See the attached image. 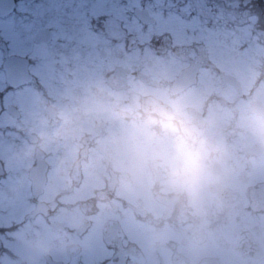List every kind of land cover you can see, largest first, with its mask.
Listing matches in <instances>:
<instances>
[{"label":"flooded vegetation","instance_id":"af4514ba","mask_svg":"<svg viewBox=\"0 0 264 264\" xmlns=\"http://www.w3.org/2000/svg\"><path fill=\"white\" fill-rule=\"evenodd\" d=\"M83 1L0 0V264H23L25 240L37 234L62 248L40 264H202V259L264 264V188L259 185L210 224L206 247L193 253L182 225L158 204L125 199L99 177L80 176L66 187L56 175L62 150H34L18 132L38 103L52 99L71 74L108 72L103 65H113L52 61L61 43L58 20L80 26ZM146 1L127 15L131 32L114 25L124 44L128 38L127 51L178 60L195 79L220 90L228 87L229 69L264 57V0H167L171 14L165 24ZM148 1L157 8L160 0ZM136 8H147L155 21L142 23ZM89 21L92 28L102 27L103 19ZM148 28L143 40L140 31ZM45 29L50 40L38 42ZM13 58L27 65H7Z\"/></svg>","mask_w":264,"mask_h":264},{"label":"clouds","instance_id":"9594fccd","mask_svg":"<svg viewBox=\"0 0 264 264\" xmlns=\"http://www.w3.org/2000/svg\"><path fill=\"white\" fill-rule=\"evenodd\" d=\"M228 75L220 90L161 57L73 73L18 132L34 150H62L56 175L66 187L99 177L125 199L153 201L182 225L189 251L202 253L210 224L264 188V57ZM24 246L23 264L62 250L39 234Z\"/></svg>","mask_w":264,"mask_h":264},{"label":"rangeland","instance_id":"374dc122","mask_svg":"<svg viewBox=\"0 0 264 264\" xmlns=\"http://www.w3.org/2000/svg\"><path fill=\"white\" fill-rule=\"evenodd\" d=\"M142 1L143 0L83 1V5H78V9L80 10L77 12V17L81 19L80 26L76 25L74 27L73 25H70V23L68 24V22H65L64 19L58 20V40H61V43L58 44L59 50H56L57 57L55 56L52 61L63 62L65 64L71 61L76 62L77 60L111 63L113 65L103 66L108 67L112 70V72H114L116 67H121V65H114V63L153 58L152 54H137L132 51H127L125 45L128 42V38L126 39L127 42L125 41L126 44H124V42L120 40L123 37L120 30L114 26L119 25V27H122L123 29L126 28L127 31L131 32L130 30L133 28L130 26V21L127 15L133 11L134 7L140 6ZM146 4V7L149 8L150 12L159 16L165 24L166 20L170 16L166 15L171 14V12L166 11L167 0H160L157 8L154 7L155 5L150 3L148 0L146 1ZM90 19L94 20V23L96 20L103 19L102 27L95 23V26L92 28L89 21ZM121 19L126 20L124 24ZM97 27L100 28L97 29ZM140 33L142 39L145 40L149 37L150 30L149 28L147 30H141ZM87 43H91L93 45V52L90 47L91 45L85 46ZM99 44L105 45L108 53L106 58H102L98 53L96 47ZM31 51H33L32 48H30V52ZM45 53L48 54V51Z\"/></svg>","mask_w":264,"mask_h":264},{"label":"water","instance_id":"95a60500","mask_svg":"<svg viewBox=\"0 0 264 264\" xmlns=\"http://www.w3.org/2000/svg\"><path fill=\"white\" fill-rule=\"evenodd\" d=\"M136 14L140 17L143 23L145 24H150L155 21V19L150 15L149 11L147 9H136ZM51 38V32L48 29L41 30L37 34L36 40L38 42L41 41H48ZM98 49L100 50L101 54L103 57L107 56V53L104 51L103 45H99ZM24 61V62H21ZM27 60L24 59H18V58H13V62L8 61L7 65H27Z\"/></svg>","mask_w":264,"mask_h":264}]
</instances>
